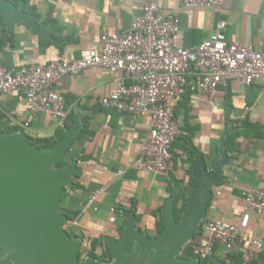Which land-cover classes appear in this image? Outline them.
<instances>
[{"label":"crops","instance_id":"obj_1","mask_svg":"<svg viewBox=\"0 0 264 264\" xmlns=\"http://www.w3.org/2000/svg\"><path fill=\"white\" fill-rule=\"evenodd\" d=\"M7 1L38 27L17 20L7 32L1 20L0 64L14 71L78 58L82 51L97 46L101 33L127 32L144 4V0H16V5ZM159 5L179 19L178 47L200 45L213 35L217 22L224 20L228 42L264 50V0H225L220 13L186 9L175 0H160ZM53 88L66 102L68 116L63 123L42 114L31 116L24 92L16 91L0 96V130L13 132L0 133L40 140L60 135L57 143L77 128L62 159L67 162L63 167L74 162L75 173L72 184L64 188L59 210L66 218L63 230L80 241L78 252L109 253L108 245L121 240L128 213L133 214L141 234L150 240L160 238L162 210L168 200L175 197L174 216L175 210L187 208L197 155L208 170L223 156L228 160L222 167V181L212 188L204 222L236 226L246 241L264 232V216L242 210L247 190L264 193V78L248 89L238 81L219 87L215 109L201 93L177 99L175 121L180 136L172 145L173 170L168 174L136 168V157L151 128L147 116L118 114L97 105L113 93V74L88 68L77 76L62 77ZM102 188L104 192L90 204ZM199 234L196 245L206 238L202 231Z\"/></svg>","mask_w":264,"mask_h":264},{"label":"built area","instance_id":"obj_2","mask_svg":"<svg viewBox=\"0 0 264 264\" xmlns=\"http://www.w3.org/2000/svg\"><path fill=\"white\" fill-rule=\"evenodd\" d=\"M186 9L202 8L222 12L225 0H175ZM160 0H144L142 12L132 20L130 29L120 34L103 32L95 48L84 50L78 58L30 65L18 71L0 64V96L23 91L31 116L42 114L63 123L68 116L63 96L54 84L65 76H77L88 68H101L114 75L112 94L97 101L99 108L118 114L147 116L151 128L135 160L139 171L168 174L173 170V142L180 136L175 121L174 102L187 93H201L211 108H216L219 87L238 81L248 89L264 78V50L248 44L228 42L227 22L218 21L213 35L200 45L181 48L175 43L179 19L163 12ZM0 18V44L3 38ZM29 125L25 124L27 128ZM104 192L100 189L90 204ZM244 214L264 216V193L250 189L243 194ZM114 218H112V221ZM206 235L192 247L200 264L209 263L217 246L224 264H251L264 251V232L252 241L239 235L236 226L205 221Z\"/></svg>","mask_w":264,"mask_h":264},{"label":"water","instance_id":"obj_3","mask_svg":"<svg viewBox=\"0 0 264 264\" xmlns=\"http://www.w3.org/2000/svg\"><path fill=\"white\" fill-rule=\"evenodd\" d=\"M0 18L6 31L17 20L37 28L29 15L0 0ZM77 128L66 132L52 148L31 147L23 135L0 133V264H79L80 241L63 230L65 216L59 210L64 188L72 184L74 162L54 169L69 148ZM223 156L208 170L200 156L192 168L186 210L177 222L173 196L162 210L163 234L150 240L141 234L132 213L126 214L121 240L108 245L110 261L85 258L82 264H200L179 258L181 249L204 223L212 188L222 181ZM209 264H221L214 255Z\"/></svg>","mask_w":264,"mask_h":264},{"label":"trees","instance_id":"obj_4","mask_svg":"<svg viewBox=\"0 0 264 264\" xmlns=\"http://www.w3.org/2000/svg\"><path fill=\"white\" fill-rule=\"evenodd\" d=\"M12 3L14 5L17 4L16 0H12ZM1 25H2V30L4 32V27H3L2 22H1ZM0 132H2V133H13L11 131H6V130H0ZM24 137L26 138L27 143L31 147H34L36 149H44V148L52 147L56 143V141L60 138V135L55 137V138L48 139V140L34 139V138L28 137V136H24ZM66 163H67L66 159H64L61 162H59L58 164H56L55 168H61V167L65 166ZM184 209H185V206L182 208V210H175V220L177 222L180 220V217H181ZM67 221H70L69 217H67ZM202 228H203V223L200 224V232L202 231ZM199 233L195 234L193 239L190 240L189 242H187L185 244V246L181 249L180 254L178 256L179 258H182L184 260L195 259V256L193 255V252H192V247L194 245H196L195 244V238L198 237V235H200ZM202 233H203V231H202ZM161 234H162V227H161V225H159L157 235L160 236ZM217 249H218V247L216 246L214 251H213V255L217 258L218 261H220L221 264H224L222 259L217 255ZM87 257L94 258L97 261H101V262H109L110 261V255H109L107 250L104 251L101 255H96L92 252H87L86 255H83L81 252L77 253V260H78L79 264H82L83 260ZM232 263L233 264H241L239 256H233L232 257ZM207 264H209V263H207ZM251 264H264V251Z\"/></svg>","mask_w":264,"mask_h":264}]
</instances>
